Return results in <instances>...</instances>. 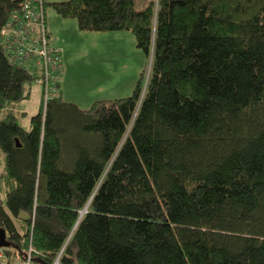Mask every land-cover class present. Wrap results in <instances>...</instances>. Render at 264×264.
I'll return each instance as SVG.
<instances>
[{"label": "trees", "instance_id": "obj_1", "mask_svg": "<svg viewBox=\"0 0 264 264\" xmlns=\"http://www.w3.org/2000/svg\"><path fill=\"white\" fill-rule=\"evenodd\" d=\"M20 2L0 0L12 261L32 244L31 264H264V0H44L83 32H131L151 60L132 95L89 109L61 80L45 105L11 65L1 31Z\"/></svg>", "mask_w": 264, "mask_h": 264}, {"label": "rangeland", "instance_id": "obj_2", "mask_svg": "<svg viewBox=\"0 0 264 264\" xmlns=\"http://www.w3.org/2000/svg\"><path fill=\"white\" fill-rule=\"evenodd\" d=\"M47 8L49 19L53 9L48 5ZM118 33L121 36L114 39L115 42L109 47L106 39L98 33L95 39L90 38L86 50L78 44L82 42L79 37L73 38L76 44L70 47L69 52L65 49L67 73L64 84L67 81L68 88L66 94L70 93V96L79 101L84 109L91 108L92 103L97 100L125 98L132 95L140 76L145 74L147 79L150 73L151 60L137 47L133 34L129 31ZM97 36L100 38L96 40ZM34 87L31 97L22 104V109L30 113L36 111L40 102L39 87L36 85Z\"/></svg>", "mask_w": 264, "mask_h": 264}, {"label": "built area", "instance_id": "obj_3", "mask_svg": "<svg viewBox=\"0 0 264 264\" xmlns=\"http://www.w3.org/2000/svg\"><path fill=\"white\" fill-rule=\"evenodd\" d=\"M44 0H21L8 22L2 28V44L11 65L25 67L37 76L36 84L43 89L45 105L57 96V83L62 78L63 64L61 49L53 42L48 31ZM35 251L32 244L28 257L20 262L21 256L14 250L15 261L0 247V264H31ZM59 258L54 264L58 263Z\"/></svg>", "mask_w": 264, "mask_h": 264}, {"label": "crops", "instance_id": "obj_4", "mask_svg": "<svg viewBox=\"0 0 264 264\" xmlns=\"http://www.w3.org/2000/svg\"><path fill=\"white\" fill-rule=\"evenodd\" d=\"M46 1V0H45ZM60 1V0H56ZM65 1V0H62ZM47 3H54V1H46ZM53 9V8H52ZM47 11L48 8L46 7L45 10V15L47 19V27L48 31H50L52 37H53V42L56 46H58L61 49V52H63L62 56V62L64 64L63 67V73H62V79L60 82V85L62 86V93L63 97L65 98L66 102H73L75 103L79 108L84 109L83 107L80 106V102L76 101V99H73L70 96V93L66 94L67 88V81L64 84V79L66 77L67 69H66V63H65V49H68V52L70 50V47H73L76 43H74L73 38L74 37H79L80 40H82L81 43H78L81 48H84L86 50V44L89 43L90 38L95 39L96 35L98 34L97 32H83L81 29L78 27V21L76 19H71V18H62L55 9L52 10V12L49 14V19L47 17ZM100 36L106 39L105 41L107 42V47L112 45L114 43V39H117L121 36L118 32H100ZM87 34V35H86ZM99 35V34H98ZM100 36H97L96 40L100 38ZM106 47V44H105ZM90 47L88 48V50ZM66 95V97H65Z\"/></svg>", "mask_w": 264, "mask_h": 264}, {"label": "water", "instance_id": "obj_5", "mask_svg": "<svg viewBox=\"0 0 264 264\" xmlns=\"http://www.w3.org/2000/svg\"><path fill=\"white\" fill-rule=\"evenodd\" d=\"M19 146H20V144H19ZM9 246H10V243L7 239L6 231L2 227H0V247L8 248Z\"/></svg>", "mask_w": 264, "mask_h": 264}]
</instances>
